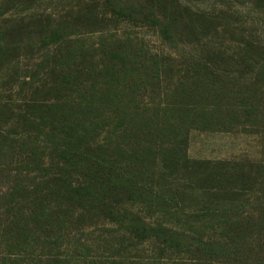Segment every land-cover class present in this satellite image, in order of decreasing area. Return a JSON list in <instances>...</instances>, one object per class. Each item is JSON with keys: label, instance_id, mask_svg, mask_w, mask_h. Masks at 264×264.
Instances as JSON below:
<instances>
[{"label": "rangeland", "instance_id": "obj_1", "mask_svg": "<svg viewBox=\"0 0 264 264\" xmlns=\"http://www.w3.org/2000/svg\"><path fill=\"white\" fill-rule=\"evenodd\" d=\"M0 264H264V0H0Z\"/></svg>", "mask_w": 264, "mask_h": 264}]
</instances>
